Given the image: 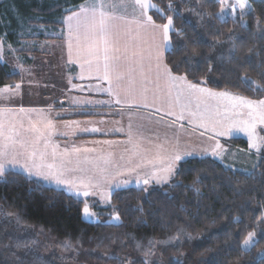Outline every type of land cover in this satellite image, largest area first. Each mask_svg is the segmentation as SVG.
<instances>
[{
	"label": "trees",
	"instance_id": "1",
	"mask_svg": "<svg viewBox=\"0 0 264 264\" xmlns=\"http://www.w3.org/2000/svg\"><path fill=\"white\" fill-rule=\"evenodd\" d=\"M70 1L71 5L84 2L68 0V3ZM153 1L165 11V16L150 11L153 19L165 23L166 16L172 15L175 28L182 33L171 35L173 46L183 45V50L165 53L174 71L187 72L194 83L205 81L204 85L214 90L264 99V91L256 87L257 84L264 86V0H248L254 11L246 10L243 21L237 15L234 19L229 17L226 23L207 15L201 19L197 15L204 10L218 13L217 0H171L176 12L168 10L170 0ZM16 2L20 21L12 17L16 13L12 6L0 8V39L2 31L11 39L25 31L28 27L25 24L37 18L50 20L60 6L57 2L47 4L41 13L36 9L39 0ZM193 50L198 54L195 61L199 63L194 61L189 67L183 61L186 55H193ZM233 50L237 60L232 59ZM246 57L252 58L253 66L245 62ZM245 73L256 84L242 83L240 76ZM19 76L0 62V86ZM233 142L247 147L243 138H234ZM178 171L170 184L150 187L151 195L136 187L116 189L109 205L102 207V219L97 222L83 219L82 200L20 171H9L0 177V215L8 216L13 232L9 239L2 240L3 249H0L15 252L14 264L22 260L24 264H60L57 251H52L48 259L32 251L26 237L37 230L38 233L33 234L36 240L47 235L75 242L82 251L76 253L79 258L90 260L88 264H116L109 259L114 255L121 261L131 259L137 264L144 260L148 264H252V257L264 251V239L250 252L243 250L242 241L248 232L258 229L259 221L264 218V157L259 159L254 176L253 170L229 168L209 156L187 158ZM117 212L120 221L109 222ZM173 237L176 239H171ZM18 240L23 244L16 249ZM150 240L155 247L146 257L144 252L151 247ZM137 242L141 244L139 249ZM0 264H5L1 258Z\"/></svg>",
	"mask_w": 264,
	"mask_h": 264
},
{
	"label": "snow or ice",
	"instance_id": "2",
	"mask_svg": "<svg viewBox=\"0 0 264 264\" xmlns=\"http://www.w3.org/2000/svg\"><path fill=\"white\" fill-rule=\"evenodd\" d=\"M217 2L220 5L218 13L204 10L197 12V15L201 19L207 15L226 23L229 17L234 19L237 15L243 21L246 10L249 13L254 11L248 0ZM129 7L132 9L130 17L127 15ZM167 8L176 12L171 0ZM152 10L165 16L164 9L152 0H84L82 4L65 8L63 23L68 32L69 61L79 63L80 78L87 76L106 81L108 87L97 90L115 97L116 104L153 107L156 112L163 108L165 115L174 117L167 124L169 128L187 119L194 128L211 133L209 139L215 141L210 153L213 157L223 160L227 151L219 137H235L240 133L247 137L250 149H254L258 156L264 155V135H261L264 132V99L254 100L227 91H215L202 86L205 81L194 83L187 72L174 71L165 53L174 54L183 50V45L173 46L171 35L175 33L180 36L182 33L175 28L172 15L166 16V23H157L149 14ZM196 55L193 50V55H186L183 62L192 67ZM232 59H238L234 50ZM245 62L253 66L251 57H246ZM240 80L248 85L256 84L246 73L240 76ZM256 87L264 91V86L257 84ZM19 88V84L5 85L0 88V93H13ZM56 123L43 109L0 107V177L9 171L21 169L29 177L66 186L68 193L76 197L99 193L102 200L110 202L113 187L127 186L131 182L127 179L116 181V177L136 173V185H143L140 190L151 195L148 186L153 181L167 184L179 174L180 163L194 155L191 151L181 152L178 149V132H174L172 139L166 137L162 142L157 135V142H154L144 135L142 125L134 128L130 118L125 144L131 147L124 148L119 156V160L123 161L120 164L112 151L76 145L61 148L53 140L58 134ZM68 123L74 122H66V126ZM183 127L181 123L180 128ZM91 131L99 129L92 128ZM59 134L68 135L66 132ZM94 143L110 147L114 144L113 141ZM203 153L207 155L208 149H204ZM226 167L231 168V165ZM255 168L256 165L253 166V176ZM106 186L108 190L104 191ZM196 191L199 192V189ZM81 203L84 218L96 215L87 200ZM113 219L120 220L118 212ZM260 223H264V220ZM260 239H264V229H261L259 239L256 231L248 232L242 241L243 250L250 252ZM148 243L151 247L144 252L146 257L155 247L153 241ZM17 247L21 245L17 244ZM64 247L71 248L72 245L66 242ZM136 247L141 248V244L137 242ZM109 259L116 264H137L131 259L121 261L118 255ZM20 264H24V261ZM142 264H148V261L144 260ZM252 264H264V251L252 257Z\"/></svg>",
	"mask_w": 264,
	"mask_h": 264
},
{
	"label": "rangeland",
	"instance_id": "3",
	"mask_svg": "<svg viewBox=\"0 0 264 264\" xmlns=\"http://www.w3.org/2000/svg\"><path fill=\"white\" fill-rule=\"evenodd\" d=\"M54 2L60 4V6L58 7V11H54L52 13L51 15L53 17L51 18L52 20L51 19L42 20L40 18H37L38 19L37 21L29 22V19H27V22H29L30 24L28 25L24 23L25 26H28L25 29V31L24 32L21 31L20 34H18L17 36L15 35L11 39L6 36V31L5 32L2 31L3 35L0 39V42H2V45H0V62L7 64L12 72L19 73L20 75L19 78H16L15 81H8L6 85L14 86L16 84H19L20 88L18 90H14L13 93H0V107L8 106L15 108L24 107V108L43 109L45 113L50 115L54 120L57 119L56 127L58 130V134L53 137V140L56 143L60 144L61 148H64L65 146L71 147L72 145L81 146V144L83 145L86 144L83 147H88V148L95 147L99 150L98 147L101 145V149H103L104 151L114 152L116 162L122 164L123 161L119 160V156L121 155V153L124 152L125 147L128 148L131 147V145L125 144L127 137L120 139L111 137L108 139L103 138L99 140L100 142L113 141L114 144L111 147L103 143L100 144L94 143L97 141L96 138L90 141V144L88 145L87 143H83V142L82 143L74 142V139H72V137L70 138L69 132L73 133L74 130L76 133H89L87 131H84V129L88 128L87 127L88 123L85 122H89V120H86L85 122L81 120H75L74 123H72V125L68 123V125L66 126L67 118L65 117L66 116L65 113L66 112L69 113L70 109L68 108L65 101L67 97L66 87L62 88L60 85L70 83V81L72 80V76H70L71 74H69L70 70L69 67H67V61L64 58L63 45L61 43V39L56 40V38L61 37L62 18L66 14L64 9L69 8L73 5H71V1L70 3H68V0H39L36 9L37 11L42 13L45 11V6L47 4L52 5ZM152 2L155 3L153 0ZM16 4H17L16 0H0V8H2L5 5L12 6L14 8V11L16 12L13 14L12 17L17 21H20L18 10L15 9V6H17ZM128 14H132L131 7H129L128 9ZM24 15H25L24 13H21V17H24ZM21 30H24V28ZM67 71H68V75H67ZM4 86L5 85L0 86V88H3ZM34 104H42V105H37L34 107ZM104 111L107 114V116L104 119L112 123H118V125L117 124L111 125L110 123L107 122V125L101 126L100 129L99 127H94L95 126L94 125L93 126L94 128L99 129V131L96 132L109 133V134L114 132L116 133L119 132L120 134L123 133L127 134L129 123L125 125L122 124V122H119V120L121 119L119 117L117 118L113 116L114 110L110 108H104ZM88 112L89 115L87 117L86 115L79 117L80 114L88 113ZM91 113L92 110L91 112L87 110L79 111L78 116L76 118H92L93 115H91ZM172 119H174V117L168 118L166 116H163V114L161 113L148 110L145 115L139 113L137 117H133L131 122L133 123L134 128L138 125H142L143 126L142 130L144 132V135L149 139L153 140L154 142H157L156 137L158 135L160 141L162 142L166 137L168 139H172L174 132H178L179 136L182 135V132L184 134V130L187 125L184 126L183 129L180 128L179 123L175 125L174 128L167 127L168 122ZM118 128L123 130L116 131V129ZM258 131H260V129H258ZM65 132L68 133L67 136L59 134ZM189 132L198 134V140L196 141L198 142V144L194 142L193 145H186V144L183 145L182 140H180L178 149L191 151L194 154L203 153L200 152V150L203 151V149L199 150L197 149V146H201V147H204L203 145L207 146L206 143L208 140L206 139L207 137L202 136L201 137L202 139H200L199 133H201V130L198 131L195 129H186V133L189 134ZM261 135H264V132H261ZM57 136H63L65 139L64 140L57 139ZM226 138L227 137H219V139L221 140L220 143L224 145L226 149L229 145L235 148L231 154L226 155V158L224 156L223 160L220 159L221 162L223 161L224 165H231V167L234 169L251 171L253 170V166L257 165L259 159L264 157V155L258 156L255 150L250 149L248 146L242 147L239 145L238 146L234 145L235 143L233 142V138L231 137L227 139ZM189 139L190 138L188 137V140ZM242 152L244 153L245 160L243 159ZM193 157H201V156H193ZM212 158L214 159L216 158L217 160H219V158L217 157L212 156ZM186 159L187 157L185 158V160ZM16 170L20 171L21 173L29 177L27 173L23 172V170L21 169H16ZM29 178H32L34 180L36 179L37 181H40L47 186H52L57 189H62L67 194H69L68 191L66 190V186L64 185H57L53 181H46L43 180L42 178H37V177H29ZM125 179L130 180L131 182L127 186L119 187L117 189H125L130 187H136V188L143 187V185L141 186L136 185L135 183L136 173H131V174L125 173L122 176L116 177V181H123ZM175 179L176 176L172 177L167 184H170L171 182L175 181ZM167 184H156L153 181L152 184H150L148 187L149 188L160 187ZM114 189L115 187H113L111 191H113ZM107 190L108 187L106 186L104 188V191ZM76 198L82 201L87 200L90 208L96 214L95 216L84 218L82 213L83 219L91 222H97L101 220L102 207H105L110 203L102 200L99 193L95 196H89V197L80 196ZM1 213L2 212L0 210V214ZM113 216L114 215H112L108 221L113 223H118L120 220L119 221L114 220ZM262 220H264V218L261 219L260 221ZM260 221H259L258 229L254 230L257 232V239H259L261 229H264V223H260ZM10 223L7 215L5 214L0 215V243H3L2 240L9 239L10 233L13 232V229L10 227L11 225ZM14 223L15 222L12 221V224ZM13 226L16 227L15 225ZM36 232L38 233L37 230ZM35 233L32 232L31 235L28 234V236L26 237V241L31 246L32 251L36 250V253L39 252V255H42L44 259H48L52 251H57V255L59 256V261L55 259V263L57 261L60 264L89 263L90 260H88L86 257L79 258V255L77 254L78 253L77 250H79L80 253L82 251L80 250V248H78L79 246L76 247L75 242L69 241V239L66 240L62 239L61 241L55 236L46 237L47 235H43V238L39 237L38 240H36L34 239L33 236V234ZM21 241H23V238ZM21 241L18 240V244L22 246L23 242ZM61 242L70 243L72 247L65 248L64 247L65 243H61ZM0 247L3 249L1 244ZM15 248L19 249L20 247L15 246ZM15 248L13 249L16 250ZM0 252H2L0 254L1 262L5 264H14V262L16 261L15 252H11V253L3 252L1 249Z\"/></svg>",
	"mask_w": 264,
	"mask_h": 264
},
{
	"label": "crops",
	"instance_id": "4",
	"mask_svg": "<svg viewBox=\"0 0 264 264\" xmlns=\"http://www.w3.org/2000/svg\"><path fill=\"white\" fill-rule=\"evenodd\" d=\"M127 15H129V17H130L132 14L127 13ZM60 39H61V43L63 45L64 58L66 59L67 67H69V70H70L69 74H71L70 76H72V80L70 81V83L60 85L62 88L66 87V93H67L66 96L67 97H66L65 101H66L68 108L70 109V112L69 113L66 112L65 113L66 116L65 115L64 116L67 118V120H66L67 122H74L75 120H81V121L85 122L86 120H89V122H85V123H88L87 129L89 131H87V132H89V133H76L75 130L73 133L69 132L70 138L72 137V139H74V142H80V143L83 142V143H87V145H88V144H90V141H92L94 138H96L97 141H99L103 138L108 139V138L112 137V138L120 139V138L127 137V134H124V133L120 134L119 132L111 133V134H113V135H111L109 133H101V132H92L91 131V129L94 125H95L94 127H99V129H100L101 126L107 125V122L110 123L111 125H115V124L118 125V123H112V122H109L106 119H104L107 116V114L104 111V108H110V109L114 110L113 116H115L117 118L119 117L121 119V120L118 119L119 122H122V124H125V125H127L129 123L130 118L132 120V118L137 117V115H139V113L145 115L148 110L155 111V108H153V107H148V108H144L143 106L129 107L128 105H125L123 103L116 104L115 103V97L110 96L105 91H98L97 90V88H107L108 85H107L106 81L97 80L95 77L88 78L87 76L83 79L80 78L81 69H80L79 63H73V62L69 61L68 32H67L66 25L63 23V18H62L61 37L56 38V40H60ZM67 75H68V71H67ZM73 85H77V87H73ZM202 86H205V85H202ZM149 87H151V85H149ZM215 91H218V90H215ZM37 105H42V104H34V107ZM157 107H159V105H157ZM83 110H87L90 112L92 110V113H91V115H93L92 118H76L77 116H75V115H77L79 111H83ZM158 113H161V114H163V116L170 118L169 116L165 115L163 108H161V111ZM115 120H116V118H115ZM181 123L183 124V126L187 125L185 130H184V134L182 132V135L180 136V140H182V144L183 145H185V144L186 145H193L194 142L198 144V142H196L198 140V134L197 133H190V132H189V134H187L186 129H195L198 131L201 130V132H204L205 134L201 135V133H199L200 139H202L201 138L202 136L207 137L206 138V139H208L206 142L207 146H205V145H203L204 147L197 146V149H199V150L203 149L204 150V149L208 148V154L204 155V153H195L193 156H211L212 157V155L210 154L211 153V146L215 143L214 140L209 139V136L212 134L209 132H205L204 129L194 128L193 125L188 123L187 119L179 122V124H181ZM70 125H72V123H70ZM89 128H91V129H89ZM188 137L190 138L189 140H188ZM227 138H229V137H227ZM231 138H233V139L234 138H243L246 140V142L248 144L247 137L243 133H240L239 135H237L235 137H231ZM57 139H63L64 140L65 138L63 136H57ZM85 145L86 144H84V145L81 144V146H85ZM229 146L227 147V151L224 154L225 158H226V155L231 154L234 151L235 147H233V146L229 147ZM247 146L249 147V144ZM98 148L100 150L101 145ZM180 151L184 152L187 150H180ZM200 152H203V151L200 150ZM242 154H243V159H244V157H245L244 153L242 152ZM193 156H190V157H193ZM116 189L117 188H115L114 190H116Z\"/></svg>",
	"mask_w": 264,
	"mask_h": 264
}]
</instances>
